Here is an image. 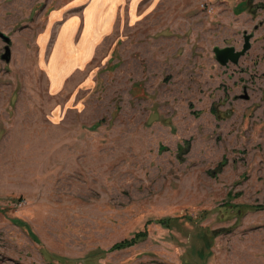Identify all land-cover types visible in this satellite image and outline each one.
I'll return each instance as SVG.
<instances>
[{
    "label": "rangeland",
    "instance_id": "rangeland-1",
    "mask_svg": "<svg viewBox=\"0 0 264 264\" xmlns=\"http://www.w3.org/2000/svg\"><path fill=\"white\" fill-rule=\"evenodd\" d=\"M117 1L0 0V264H264V0Z\"/></svg>",
    "mask_w": 264,
    "mask_h": 264
},
{
    "label": "crops",
    "instance_id": "crops-1",
    "mask_svg": "<svg viewBox=\"0 0 264 264\" xmlns=\"http://www.w3.org/2000/svg\"><path fill=\"white\" fill-rule=\"evenodd\" d=\"M138 1L139 0H132V8L136 7ZM100 3H101L100 9H103V11L101 10L102 12H99L98 19L95 22L96 24L94 23V27H93L94 31H93V33H97L98 30L101 29V27H102V25L104 23V20H105L104 18L106 17V15H104V14L107 12V11L105 12L104 9H106V7H108V6H109V8H112V5L113 4L117 5L118 1L117 0H110V2H109V0H101ZM59 13H60V10H59ZM57 15H59V14H57ZM74 35H75V28L74 29L65 28L64 36L59 39V41L62 42L61 46H59V53H58L59 57H60V60H61V62L57 66L59 72L60 71L61 72L62 71L66 72V68L68 66H70L69 69L71 71L72 68H73L72 70L76 69V66L77 67L78 66L81 67L82 65H85V63L87 62V59L92 54L91 48H90L91 45L89 43L85 45L86 48L84 46H82V47L80 46L79 48H77L76 50L73 51V49H74V46H73L74 45L73 44ZM96 40H97V38L93 39V45H95L97 43ZM81 48H84V51H86V50L87 51L84 54H82V56H79L81 54V52H82ZM88 49L90 51H88ZM70 56H72V59L74 61V62H72V64H70V61H69L70 60ZM58 70H57V73H59ZM65 72L64 73L62 72V73L65 74ZM52 74H53V76H56L55 70H54V72ZM64 76L65 75H61L60 78H59L60 79L59 81H61V83H60L61 85L58 86V87H60V89H61L63 81L65 79ZM54 79H56V77ZM58 87H56V88H58Z\"/></svg>",
    "mask_w": 264,
    "mask_h": 264
},
{
    "label": "water",
    "instance_id": "water-1",
    "mask_svg": "<svg viewBox=\"0 0 264 264\" xmlns=\"http://www.w3.org/2000/svg\"><path fill=\"white\" fill-rule=\"evenodd\" d=\"M253 37L252 34L245 33L243 35V45L241 50H236L233 46H227L224 48L214 47L213 53L215 56V60L222 66H227L228 63L237 64L239 58L245 54V52L250 48V39ZM0 38L5 43L4 47V54L2 55V58L8 62L10 60V38L5 35L4 33L0 32ZM245 99H247V96H244Z\"/></svg>",
    "mask_w": 264,
    "mask_h": 264
},
{
    "label": "trees",
    "instance_id": "trees-1",
    "mask_svg": "<svg viewBox=\"0 0 264 264\" xmlns=\"http://www.w3.org/2000/svg\"><path fill=\"white\" fill-rule=\"evenodd\" d=\"M170 220L169 219H164L159 221V224H161L162 226L168 227ZM145 236L142 233H137L131 240H123L119 243H116L112 246V249H122V248H126L134 243H136L138 240L143 239ZM56 260L58 261L59 264H64V258H58L55 257Z\"/></svg>",
    "mask_w": 264,
    "mask_h": 264
}]
</instances>
